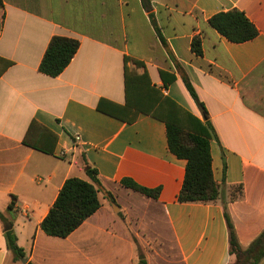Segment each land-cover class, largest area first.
I'll return each mask as SVG.
<instances>
[{"label":"crops","instance_id":"obj_1","mask_svg":"<svg viewBox=\"0 0 264 264\" xmlns=\"http://www.w3.org/2000/svg\"><path fill=\"white\" fill-rule=\"evenodd\" d=\"M232 8L255 25V37L232 42L210 26V16ZM55 35L77 39L79 46L64 70L49 76L38 67ZM194 36L200 55L191 49ZM124 56L141 61L144 66H127L146 69L163 95L211 126L220 199L177 201L186 160L169 150L162 120L139 113L126 121L97 109L99 101L106 109L124 104ZM1 59L11 62L2 72ZM32 119L56 136L52 153L23 144ZM86 167L96 169L109 197L98 191L100 207L68 236L46 235L39 222L68 177L91 181ZM126 178L157 188L158 195L123 185ZM237 185L242 193L234 197ZM224 206L239 245L247 247L264 229V0H150L149 12L141 0H2L0 211L10 225L0 220V264H228L235 257ZM163 223L170 237L150 234ZM8 228L24 262L7 247Z\"/></svg>","mask_w":264,"mask_h":264},{"label":"trees","instance_id":"obj_2","mask_svg":"<svg viewBox=\"0 0 264 264\" xmlns=\"http://www.w3.org/2000/svg\"><path fill=\"white\" fill-rule=\"evenodd\" d=\"M141 2L144 9L149 12L150 0H141ZM1 4L2 0H0ZM149 17L160 40L163 41L153 16L149 14ZM208 22L212 28L232 42H244L258 34L257 28L244 12L236 8L217 12L210 16ZM78 46L77 39L59 35L52 36L39 63V71L49 76H57L68 65ZM191 49L197 55L202 53L199 37L192 38ZM1 61L2 72L11 62L5 59H1ZM127 61H132L135 66H144L139 60L128 56L123 57L124 104L112 105L111 108L106 109L101 106V101H99L97 109L126 121H133L139 113L149 114L162 120L166 127L169 150L176 157L186 160L177 201L211 202L220 199L222 188L214 182L212 177L209 145L212 134L211 126L179 106L168 96L163 95L157 87L151 84L146 69L138 73L135 69H130L127 66ZM159 73L162 77L165 72L160 70ZM173 79L174 75H169L168 81ZM182 80L190 96L205 114V109L199 102L188 78L182 74ZM55 141L56 136L34 119L30 121L22 139L23 144L45 153H52ZM85 170L91 181L74 176L68 177L59 189L48 212L39 222L40 229L46 235L68 236L100 207L98 191H102L105 196L109 197V193L104 190L97 178L96 169L86 167ZM121 183L147 196L156 197L158 195L157 188H144L127 178L123 179ZM231 188L235 189L234 197L241 195V185ZM8 208L11 209L12 205L9 204ZM223 214L228 228L229 251L235 257L228 264H258L264 257V229L247 247H242L236 239L225 206ZM0 220L4 226L10 225L1 211ZM4 235L14 260L24 258L23 249L16 243L13 230L11 228L4 230ZM25 264L32 263L26 262ZM138 264H146V261L140 259Z\"/></svg>","mask_w":264,"mask_h":264},{"label":"rangeland","instance_id":"obj_3","mask_svg":"<svg viewBox=\"0 0 264 264\" xmlns=\"http://www.w3.org/2000/svg\"><path fill=\"white\" fill-rule=\"evenodd\" d=\"M128 201H129V199H128ZM131 204V211H132V213H134V211H136L137 213H138V215H139V217H140V219L142 218V210H138V204L136 203V202H134L133 200H131V203H129V205ZM115 211L117 212L118 210L117 209H115ZM116 218H117V220L118 221H122V219H124V217H123V215L122 214H119V215H116ZM144 223L145 224H149V221L147 220V219H145L144 220ZM116 227H115V229H116V233H118V234H122V231H120V227H119V225H115ZM124 229L126 230V232L128 233V234H130V236H133V235H135V233H134V230H130V228L127 226V224H124ZM140 234L142 233V234H145L146 232H139ZM157 233H159V234H162V235H164V236H166V237H170V231H169V229L167 228V226L163 223V224H161V226L159 227V228H157V229H153L151 232H150V234H157ZM44 246H45V243L44 242H41L40 243V248L38 247V250L39 249H44ZM40 252V251H39ZM42 252H43V250H42ZM138 252L139 253H143L144 252V249L143 248H141L140 250H138Z\"/></svg>","mask_w":264,"mask_h":264},{"label":"water","instance_id":"obj_4","mask_svg":"<svg viewBox=\"0 0 264 264\" xmlns=\"http://www.w3.org/2000/svg\"><path fill=\"white\" fill-rule=\"evenodd\" d=\"M21 261H22V262H24V261H25V259H24V258H22V259H21Z\"/></svg>","mask_w":264,"mask_h":264}]
</instances>
